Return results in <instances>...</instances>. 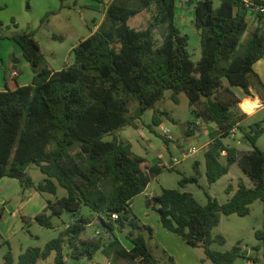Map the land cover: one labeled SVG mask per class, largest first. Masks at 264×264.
I'll return each mask as SVG.
<instances>
[{"label":"trees","instance_id":"obj_1","mask_svg":"<svg viewBox=\"0 0 264 264\" xmlns=\"http://www.w3.org/2000/svg\"><path fill=\"white\" fill-rule=\"evenodd\" d=\"M218 1V6L215 0L196 2L194 23L201 45L197 61L188 49L189 35L176 23L179 0H113L97 30L74 47L73 63L58 71L48 69L34 31H18L10 38L22 48L34 76L28 85L0 91V180L17 179L24 191L53 196L59 187L66 190V196L49 199L44 211L33 218L41 226L54 228L53 217L72 214L71 223L59 237L44 248H28L17 264H37L53 254L55 264H67V259L93 261L99 252L113 264H161L144 234L135 230L139 227L131 218V203L167 168L134 153L131 143L106 137L126 126L137 127L136 121L150 109L156 111L154 126L162 124L163 116L175 121L170 113L156 109L168 90L175 102L182 93L189 99L195 117L188 123L189 134L200 130L198 120L217 126L204 154L209 184L228 175L238 163L252 185L240 181L233 195V186L228 185L226 203L207 194V203L202 205L191 192L181 189L198 183L197 162L195 174L184 176L180 188H162L150 201L165 229L188 246L204 249V264L208 260L234 264L247 256L240 243L227 252L214 249L213 244H226V238L214 234V229L223 215L245 217L254 202H264V151L257 145L264 126L255 123L248 131L241 127L247 115L241 112V99L231 88L242 87L250 96L254 80L264 101V83L254 70L264 57V14L256 12L257 27L244 42L249 27L245 0ZM250 1L264 5V0ZM151 9L155 14L146 28L130 25ZM157 27L166 30L160 46L154 35ZM236 130L251 143V151L240 153L225 143ZM31 164L45 176L39 183L27 172ZM83 207L101 222V232H97L101 237L84 238L92 220L82 215ZM129 226L128 249L119 232ZM144 228L153 235L152 227ZM256 236L264 245V233ZM3 245L0 241V249ZM13 263L9 250L4 264ZM170 263L175 264L172 258Z\"/></svg>","mask_w":264,"mask_h":264},{"label":"rangeland","instance_id":"obj_2","mask_svg":"<svg viewBox=\"0 0 264 264\" xmlns=\"http://www.w3.org/2000/svg\"><path fill=\"white\" fill-rule=\"evenodd\" d=\"M196 2L197 0H179L176 15L178 27L183 34H188L190 37L188 49L194 61L199 60L201 57L199 35L194 23ZM218 4L219 1L215 0V5L218 6ZM105 9V6L99 0H0V20L3 23L1 33L3 32L2 34L6 35L8 46L14 44V46L19 48V45L10 38L18 31H34L36 33L35 38L41 46L47 66L58 71L73 63L74 47L84 38L89 37L93 31H96V26L100 25L105 18ZM154 14V9L144 12L132 20L130 25L137 29H144L153 20ZM254 14L253 18L249 21L248 31L244 35V42L257 27V13L254 12ZM165 33L166 30L163 27H157L155 29L154 35L157 46L162 44ZM19 49L21 50V48ZM26 61L27 59H25ZM20 71V81L31 83L34 76L32 74V68L26 70L22 66ZM226 83L228 82L226 81ZM255 84L257 85L256 82ZM231 88L240 98L247 96L242 87L231 86ZM254 93L257 94L255 91ZM246 103L241 101L239 104L241 112L247 115L241 127L248 131L249 126L255 123H261L264 126V106L257 108L255 110L256 112L249 114L250 112H248L247 106H245ZM136 106V103L132 104V113L135 111ZM156 109L170 113L175 121L163 116L162 124L158 127L154 126L152 118L156 111L155 109H150L143 114L141 119L136 121L137 127L133 125L126 126L114 135L107 136L106 139L111 140L113 137H117L119 140L131 143L134 153L145 157L153 164L163 163L167 165L173 157H179L182 153L188 152L192 148H196L197 152L183 160L173 170H164L158 178L149 184L144 192L145 195H158L161 193L162 188H180L179 182L181 179L184 176H193L195 174L194 165L198 162L199 166V161H201L202 168L198 176V183H189L185 188L181 189L191 192L202 205L207 203V194L217 198L221 204L226 203L229 199V195L225 192L226 187L231 185V183L238 187V183L243 181L241 179H244L246 184L252 185L251 180L243 172L238 163L231 166L230 173L227 176L222 177L212 185L209 184L206 172L204 171L206 167L204 154L211 142V132L216 130L217 126L206 123L203 120H198L196 122H199L197 126L200 127V130L194 134H189L190 128H188V123L195 117L192 114L189 99L184 93L180 94L178 96V102H175L172 98V91H166L162 100L157 103ZM162 128L169 130L171 133L165 137L162 134ZM243 139L244 134L236 130L231 138L225 139V143L238 148L240 153L242 151H251V143L247 141L243 142ZM257 145L264 151V134L258 139ZM223 161L225 162L224 159ZM27 172L35 183H39L45 178L40 168L35 164H31ZM6 180L10 179L5 178V183ZM13 191L14 188L11 192ZM66 194V190L59 187L57 196L47 193L42 194V196L44 199L54 200L55 197L61 198L66 196ZM29 198L28 191L24 193L20 190L15 199L10 200L13 202L7 200L6 204L3 203L0 205V241L4 243L0 249V264L5 263V255L9 250L14 255L13 264H17L19 255L28 248H44L49 241L59 237L61 232L72 221V214L66 212L61 217H53L54 228L41 226L34 221L30 206L27 208L24 207V209L20 208L23 200L28 204L30 201ZM132 201L131 218L134 219L137 228L139 227L135 230L138 232L140 230L144 234L148 246L161 264H171L168 259L165 261V253L162 247L164 236L161 234V229H159L161 226L159 224L160 215L156 210L155 203L152 201ZM29 204L31 205V203ZM82 215L92 220L91 224L87 226L84 238L101 237V234H97L98 231L101 232V222L96 215L91 213L87 207H83ZM145 225L153 228L152 236L144 228ZM161 228L163 232H166L163 227ZM130 230H132L131 226L127 227L124 232H119L120 239L124 245L129 246L130 244L127 238ZM260 231L264 233V202L256 201L251 205L250 214L245 217H240L236 214L222 216L219 226L214 229V234H222L226 238V244L223 246L213 244V248L227 252L240 243L242 250L245 247L249 255L237 258L234 264H264L263 241L256 236V233ZM172 237L176 239V242L171 243V250L175 249L177 253L185 255L188 248L190 252L198 255L201 259H206L202 247L192 248L179 236L174 234ZM105 238L107 239V236ZM66 262L67 264H73L68 259ZM81 262L87 264L90 261L83 260ZM206 263L211 264V261L208 260ZM40 264H55V254L48 260L40 262ZM89 264L113 263L109 259L107 261L106 257L99 252L96 254L92 263ZM119 264L141 263L121 262Z\"/></svg>","mask_w":264,"mask_h":264},{"label":"crops","instance_id":"obj_3","mask_svg":"<svg viewBox=\"0 0 264 264\" xmlns=\"http://www.w3.org/2000/svg\"><path fill=\"white\" fill-rule=\"evenodd\" d=\"M99 1H100V3L102 5L105 6V8H106L105 9V13H106L108 5L113 0H108V1L99 0ZM254 12L255 11L249 10V12H248V21H250L253 18V16L255 15ZM2 26H3V23L0 20V33L2 31V28H1ZM98 26L99 25L96 26V30H97ZM93 32H95V31H93ZM2 33L0 34V91H5L7 89L15 90V89H17L20 86L30 84V83H27V82H21L20 79H19L20 78L19 76H20V73H21L20 68L22 66L26 70L31 68V66H30L28 61L25 62L26 58H25V55H24V52H23L22 48L20 46H18L19 48H21V50H20L19 48H17V46H14V44H10V46H8V42H7L8 39L6 40V35H4ZM199 44H200V41H199ZM48 69L56 71V70H54V69H52L50 67H48ZM254 70H255L256 74H258V76L260 77L262 82L264 83V57L262 59H260L256 63V65L254 66ZM13 71L17 72V77L16 78H12V76H11ZM32 74H33V71H32ZM250 90H251V95L250 96H246L244 98H240L239 95H237V96L241 99V101L243 103L247 102L246 103L247 105L245 104V106H247V107L250 104L255 103V102H259V103L262 102V103H260V104H262V106H260V108L263 107L264 106L263 105V100L261 101L262 98H261V95L259 93V90H258L254 80H253V86L251 87ZM254 91L257 92V94H255ZM250 100H252V101H250ZM255 110H254V112H256ZM249 114H252V113H249ZM242 141L244 142L246 140L243 139ZM207 144H209V143H207ZM207 144H206V146H207ZM199 162H200L199 167L201 169L202 168L201 161H199ZM204 171H206V167L204 168ZM4 179L5 178L0 180V202H1L0 205L3 204V203L6 204L7 200L8 201L14 200L15 197L18 195V192L20 190H22L24 193L26 191H28V194L30 195V198H29L30 201L27 204L23 200V202L21 203V207H20L21 209H24V207L27 208V207L30 206V208H31L30 210H31L33 218L44 211V209L47 206V202H48L49 199H44L42 194H40L37 191L32 190V189L24 191L22 189L21 185H20V182L17 179H10L9 178L10 180H6V183L4 182ZM241 180H243V182H245L244 179H241ZM231 185L233 186V191L231 193L233 195L237 191L238 187H237V185H234L233 183H231ZM13 188H14V191L11 192V190ZM153 196H154L153 194L152 195H145V193H142V194L138 195L137 197H135L133 200L134 201H138V202H143V201L146 202V201H150ZM10 202H13V201H10ZM29 203H31V205ZM159 222H160L159 224L161 225L159 229H161V234L164 236L163 243H162L163 246L162 247H163V250H164V253H165V261L168 259L169 262H170V259L172 258L174 260L175 264H204L203 263V259H201L198 255H195L193 252H190V250H188V248L186 250V254L185 255L177 253V251L175 249L171 250V247H172L171 243L172 242H176V239L172 237V235H174V233H172V232L168 231L167 229H165L163 227V225H162L160 220H159ZM161 227H163L164 231H166V232H163V229ZM119 238H120V236H119ZM169 242H170V244H169ZM122 243H123V241H122ZM126 247H128V249H129L130 248V244H129V246L126 245ZM160 247H161V244H160ZM180 248H181V245H180ZM243 249H244L243 251L246 253V255H249L248 251L245 250L246 248L243 247ZM106 259L108 261V258H106ZM89 263H92V261H90ZM89 263H87V264H89ZM73 264H84V263L77 262V263H73ZM205 264H208V263H205Z\"/></svg>","mask_w":264,"mask_h":264},{"label":"built area","instance_id":"obj_4","mask_svg":"<svg viewBox=\"0 0 264 264\" xmlns=\"http://www.w3.org/2000/svg\"><path fill=\"white\" fill-rule=\"evenodd\" d=\"M245 3H246V7L249 10H252L255 12H260L261 14H264V5H254L250 0H245ZM11 76H12V78H16L17 72L13 71ZM196 124L199 125V122H196ZM161 131H162V134L164 136H167L171 133L169 130L163 129V128L161 129ZM234 133H235V131H234ZM196 152H197V149L192 148L188 152L182 153V155L179 157H173L169 164L166 165V164L161 163V165L165 166V168H167V169H173L176 166H178L180 163H182L183 160H185L186 158H188L189 156H191L192 154H194ZM113 219H118V215H113ZM37 264H40V262ZM249 264H251V263H249Z\"/></svg>","mask_w":264,"mask_h":264},{"label":"bare ground","instance_id":"obj_5","mask_svg":"<svg viewBox=\"0 0 264 264\" xmlns=\"http://www.w3.org/2000/svg\"><path fill=\"white\" fill-rule=\"evenodd\" d=\"M259 107H260V103H259V102H255V103L250 104V105L247 107V110H248V112L252 113V112H254V110H255L256 108H259Z\"/></svg>","mask_w":264,"mask_h":264}]
</instances>
